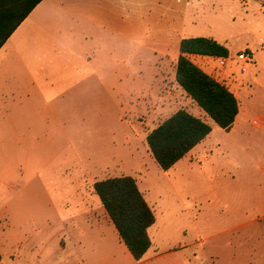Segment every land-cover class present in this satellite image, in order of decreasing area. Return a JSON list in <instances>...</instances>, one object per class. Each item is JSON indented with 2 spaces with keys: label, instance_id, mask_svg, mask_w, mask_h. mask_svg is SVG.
I'll return each instance as SVG.
<instances>
[{
  "label": "rangeland",
  "instance_id": "obj_1",
  "mask_svg": "<svg viewBox=\"0 0 264 264\" xmlns=\"http://www.w3.org/2000/svg\"><path fill=\"white\" fill-rule=\"evenodd\" d=\"M141 1L145 11L157 10V0ZM206 1L210 6L195 33L215 37L231 51L228 60L207 64L240 103V118L229 132L174 88L170 68L161 88L170 98L140 97L155 86L153 54L135 57L130 71L119 70L116 85L113 71H103L112 81L102 83L78 71L70 72L68 83H50L40 71L34 85L4 84V97L11 101L0 100V252L5 258L10 253L17 264H64L60 240L70 237L77 248L76 229L95 217L103 225L96 233L105 236L92 239L87 264H131L115 242V227H106L111 221L94 190L96 182L131 176L156 215L154 256L187 246L182 258L191 257L192 264H264V141L255 136L260 118L254 104L264 86V0ZM109 50L98 59L103 70ZM244 51L252 52L255 64L238 59ZM181 109L201 115L212 133L191 164L185 160L165 172L147 136ZM71 264L82 263L75 255Z\"/></svg>",
  "mask_w": 264,
  "mask_h": 264
},
{
  "label": "crops",
  "instance_id": "obj_2",
  "mask_svg": "<svg viewBox=\"0 0 264 264\" xmlns=\"http://www.w3.org/2000/svg\"><path fill=\"white\" fill-rule=\"evenodd\" d=\"M156 4L157 10L153 12L145 11L141 0L42 1L0 49V100H3L5 104L10 101L4 97V84L11 82L14 85H24L27 81L30 85H34L36 83L35 74L40 71L45 72L46 79L50 83H68L69 74L72 71L87 72L84 77L94 78L102 83L111 80V74H103V71H113L115 72L113 79L116 85L117 72L119 70L130 71L133 68L135 57L147 54H153L156 58L152 69V87L155 86L152 90L141 92L140 97L155 102H165L168 97H171V94L168 95V91H161V88L166 85L167 68L172 70L174 88L184 91L176 82V64L180 57V44L185 38L200 37L195 33L197 32L198 18L205 13L210 4L206 0H157ZM189 17L192 18L188 22ZM190 22L191 27L189 26ZM209 38L215 39V37ZM217 41L227 46L226 43ZM109 48L112 49V52L109 50L111 58L104 63L105 70H103L98 65V59ZM208 59L217 62L228 60L191 56L193 62L207 74L213 76L207 67ZM79 75L82 76V73ZM83 79L82 76L80 83ZM262 88L264 90V86L261 85L260 92L256 95L254 102L255 113L260 118L255 136H260L264 141V94L261 93ZM25 96L29 98L31 94L26 92ZM196 116L203 119L201 115ZM239 118L240 113L234 126ZM201 144L179 161L175 167L180 166L185 160L191 164L190 159L192 155L198 153ZM156 224L157 220L149 230L150 237ZM111 225H113L112 222L110 225L107 223L106 227ZM101 226L103 225L93 217V221H86L83 227H78L76 229L79 233L77 248L70 237L60 240L57 248L63 257L64 264H71L75 255L78 262L89 263L87 247L94 245L92 239L94 240L96 236L100 238L105 236L102 231L96 233V230ZM114 235L115 242L131 264H192L191 257L184 256L185 258H182L181 251L185 250L187 246L168 252L160 253L158 251V254L154 256L156 250L152 245L144 257L149 261L144 263L143 258L137 262L120 239L116 228ZM111 256L110 254L105 258L110 260ZM10 259H12L10 253L8 259L2 255L0 264H17ZM96 259L98 262H102L104 258L98 254Z\"/></svg>",
  "mask_w": 264,
  "mask_h": 264
},
{
  "label": "trees",
  "instance_id": "obj_3",
  "mask_svg": "<svg viewBox=\"0 0 264 264\" xmlns=\"http://www.w3.org/2000/svg\"><path fill=\"white\" fill-rule=\"evenodd\" d=\"M42 1L0 0V49ZM191 56L228 59L230 50L213 38H185L176 64L177 84L218 127L229 132L240 113V103L226 85L207 74ZM211 133L209 123L181 109L153 129L147 143L157 165L167 172ZM94 190L120 239L135 261H141L153 245L149 230L156 223V215L136 179L131 176L106 179L96 182ZM1 260L0 253V263Z\"/></svg>",
  "mask_w": 264,
  "mask_h": 264
},
{
  "label": "built area",
  "instance_id": "obj_4",
  "mask_svg": "<svg viewBox=\"0 0 264 264\" xmlns=\"http://www.w3.org/2000/svg\"><path fill=\"white\" fill-rule=\"evenodd\" d=\"M238 59L245 63L247 66L255 64V60L251 51H244L238 55Z\"/></svg>",
  "mask_w": 264,
  "mask_h": 264
}]
</instances>
